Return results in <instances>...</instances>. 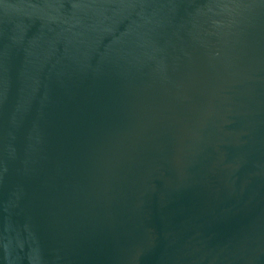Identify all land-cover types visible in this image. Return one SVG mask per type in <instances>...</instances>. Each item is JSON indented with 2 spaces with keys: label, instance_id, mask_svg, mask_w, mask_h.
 <instances>
[{
  "label": "water",
  "instance_id": "obj_1",
  "mask_svg": "<svg viewBox=\"0 0 264 264\" xmlns=\"http://www.w3.org/2000/svg\"><path fill=\"white\" fill-rule=\"evenodd\" d=\"M0 264H264V0H0Z\"/></svg>",
  "mask_w": 264,
  "mask_h": 264
}]
</instances>
